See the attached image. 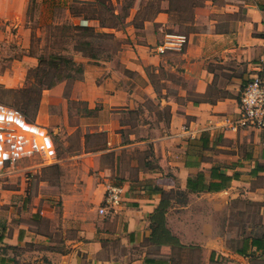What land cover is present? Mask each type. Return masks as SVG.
Here are the masks:
<instances>
[{
	"label": "crops",
	"instance_id": "crops-1",
	"mask_svg": "<svg viewBox=\"0 0 264 264\" xmlns=\"http://www.w3.org/2000/svg\"><path fill=\"white\" fill-rule=\"evenodd\" d=\"M26 2L0 0V23L19 26ZM203 2L182 21L181 50L155 51L177 32L161 0L152 17H124L114 58L80 53L68 93L45 90L54 154L3 169L38 174L30 203L22 189L0 194V264H264V133L181 130L235 114L241 87L264 73V0ZM109 183L125 192L100 214Z\"/></svg>",
	"mask_w": 264,
	"mask_h": 264
},
{
	"label": "rangeland",
	"instance_id": "rangeland-1",
	"mask_svg": "<svg viewBox=\"0 0 264 264\" xmlns=\"http://www.w3.org/2000/svg\"><path fill=\"white\" fill-rule=\"evenodd\" d=\"M26 1L24 18L19 26L12 22L0 23V102L17 110L27 122H38L49 131L51 120L44 110L48 105L45 90L64 82L62 93H68L74 79L81 76L77 71L79 66L70 60L82 67L78 59L80 53L97 60L114 58L120 48L115 31L122 27L124 17L130 10H136L137 20L152 17L161 0ZM203 1L169 0L174 31L185 33L190 28L184 22L193 13V7L202 5ZM72 17H80L77 24L91 28H74L75 18ZM44 84L48 86L41 89ZM41 159L32 156L25 165ZM12 174L0 178V194L7 187L22 189L19 196L25 193L23 198H29L25 202L30 203L33 180L38 173L27 166L22 172ZM17 199L13 206L18 208L17 211L22 210L24 204ZM188 252L190 250L186 254Z\"/></svg>",
	"mask_w": 264,
	"mask_h": 264
},
{
	"label": "built area",
	"instance_id": "built-area-1",
	"mask_svg": "<svg viewBox=\"0 0 264 264\" xmlns=\"http://www.w3.org/2000/svg\"><path fill=\"white\" fill-rule=\"evenodd\" d=\"M187 36L179 32H167L163 40L156 44L155 51L181 50ZM253 129L264 133V73L262 68L254 70L240 90L235 114L221 113L215 122L209 121L201 128L182 125L181 130L188 138L197 132L237 131ZM37 153L46 158L54 154V147L47 129L39 123L27 122L21 113L0 102V178L3 169L19 157ZM125 192L123 184L109 183L105 186L103 200L98 212L103 214L107 208H115L122 202Z\"/></svg>",
	"mask_w": 264,
	"mask_h": 264
},
{
	"label": "trees",
	"instance_id": "trees-1",
	"mask_svg": "<svg viewBox=\"0 0 264 264\" xmlns=\"http://www.w3.org/2000/svg\"><path fill=\"white\" fill-rule=\"evenodd\" d=\"M73 27H74V28H80V29H83V30H86V29L91 28V26H82V25H79V24H74ZM70 62H73L72 64H76V65L79 66V67H77V71H80V72L82 71V67L80 66L79 63L77 64V63H75L73 60H70ZM57 77H58V76H57ZM46 84L49 85V83H46ZM46 84H44V86H42L41 89L47 87L48 85H46ZM41 89H40V90H41ZM188 182H189V181H188ZM161 204H162V202H161ZM160 207H163V204H162V206H160ZM161 211H162V210H161ZM162 232H164V234L167 235L166 237H167L168 239H172V236H170L169 232H167L164 228H163V231H162Z\"/></svg>",
	"mask_w": 264,
	"mask_h": 264
}]
</instances>
